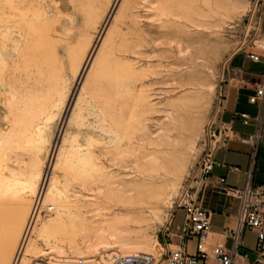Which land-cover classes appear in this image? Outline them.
<instances>
[{"label":"rangeland","instance_id":"obj_1","mask_svg":"<svg viewBox=\"0 0 264 264\" xmlns=\"http://www.w3.org/2000/svg\"><path fill=\"white\" fill-rule=\"evenodd\" d=\"M261 2L0 0L2 264L173 248V202Z\"/></svg>","mask_w":264,"mask_h":264},{"label":"built area","instance_id":"obj_2","mask_svg":"<svg viewBox=\"0 0 264 264\" xmlns=\"http://www.w3.org/2000/svg\"><path fill=\"white\" fill-rule=\"evenodd\" d=\"M253 46L264 51V41L256 39ZM248 58L258 61L260 54L248 52ZM224 95L222 96L223 100ZM222 100L220 106H222ZM250 103H258L259 110L254 118L253 132L239 136V141L250 146L246 179L242 187L225 185L224 178H218L217 183L223 191L238 199V211L234 228L223 233L230 240V246H209L210 212L202 208L197 201V194L211 181L215 164L214 156L219 148L225 147L232 137L233 131L228 123H221L215 118L208 124L206 138L202 151L184 180L175 200L173 211L181 209L184 212L183 222L178 233L177 245L167 248L159 257L153 255H125L121 253L106 254L101 261L92 264H197L200 260L214 259L218 264H264V182L252 183V172L260 142L262 114L264 108V86L257 88L254 95L249 96ZM248 114H235L233 120L244 124L249 122ZM236 169V168H235ZM249 230L256 234V244L251 250L253 259L248 260V253H240L243 232ZM195 237V253L186 251L189 238ZM33 264H56L48 257H41ZM69 264V263H66Z\"/></svg>","mask_w":264,"mask_h":264},{"label":"crops","instance_id":"obj_3","mask_svg":"<svg viewBox=\"0 0 264 264\" xmlns=\"http://www.w3.org/2000/svg\"><path fill=\"white\" fill-rule=\"evenodd\" d=\"M257 39L264 41V0L259 8ZM253 52L261 55L258 61L248 58L247 53ZM227 80L222 106L217 115L221 123H228L233 131L232 137L225 147L219 148L214 156L215 164L212 170L211 181L197 194L198 204L210 212L209 246H230V240L224 231L232 229L236 223L238 199L227 195L217 183L218 178H224L225 185L242 187L246 179V170L249 162L250 146L239 141V136L246 135L254 130V118L258 113V103H250L249 96L256 93L257 88L264 86V51L257 46H246L233 52L227 60ZM244 112L249 116V122L244 124L233 120L235 114ZM236 168V169H235ZM264 182V108L260 142L252 172V183ZM184 212L176 209L166 230L169 247H175L178 241L183 222ZM196 238L187 240L186 251L195 253ZM256 244V234L246 230L242 235L240 253L247 252L248 260L253 259L252 249ZM197 264H218L214 259L200 260Z\"/></svg>","mask_w":264,"mask_h":264},{"label":"bare ground","instance_id":"obj_4","mask_svg":"<svg viewBox=\"0 0 264 264\" xmlns=\"http://www.w3.org/2000/svg\"><path fill=\"white\" fill-rule=\"evenodd\" d=\"M14 27H18L17 25V23L14 21ZM95 179H90V178H88V177H85V180H84V182L81 184L82 186H85V187H87V188H90V187H92V184L95 182L94 181ZM111 223V221L110 222H100V223H80L79 225H73L72 226V232H73V234L75 235V234H77L78 233V231L80 232V231H87L89 234L90 233H93V231H97V229H99V230H102V231H100L101 233L100 234H98V237L99 236H101L100 238H103V237H106L107 235H109L108 233H110L111 231H106V229L108 228V226L109 225H111L110 224ZM107 233H106V232ZM114 232V231H113ZM116 232V231H115ZM84 233V232H83ZM87 233V234H88ZM98 233V232H97ZM82 234V232L80 233V235ZM113 234V233H112ZM119 234V233H118ZM83 235V234H82ZM76 236H78V235H76ZM86 236V235H85ZM96 237H97V234L95 235ZM81 237V236H80ZM87 237V236H86ZM89 237V236H88ZM97 237V238H98ZM83 238V237H82ZM99 239V238H98ZM87 240V239H86ZM108 240V239H107ZM82 241V240H81ZM99 241V240H98ZM101 241V240H100ZM99 241V243H100V245H98L99 247H97V249L99 248V249H106V246H104V245H102V243H103V241H101L100 242ZM98 243V244H99ZM104 244V243H103ZM106 245V244H105ZM114 248V247H113ZM94 251V250H93ZM92 251V252H93ZM92 255V254H91ZM103 258V257H102ZM3 257H0V264H2V261H3ZM94 263V262H93Z\"/></svg>","mask_w":264,"mask_h":264}]
</instances>
